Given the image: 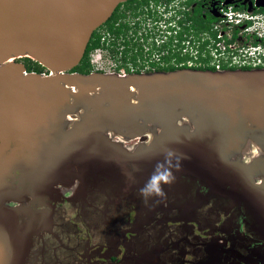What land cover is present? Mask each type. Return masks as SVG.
<instances>
[{"label": "water", "instance_id": "95a60500", "mask_svg": "<svg viewBox=\"0 0 264 264\" xmlns=\"http://www.w3.org/2000/svg\"><path fill=\"white\" fill-rule=\"evenodd\" d=\"M125 1L0 0V264H28L35 237L50 226L46 206L72 176L83 185V195L73 201L103 192L148 207L156 203L157 209L198 185L206 190L200 200L224 198L238 210L244 207L246 226L264 237V183L254 182L262 159L228 160L231 148L244 143L242 134L264 125V69L185 68L126 77L72 72L93 33ZM25 55L62 74L45 78L27 73L21 63L7 64ZM80 107L81 121L74 113ZM69 117L74 120L67 127ZM185 118L193 120L194 130ZM155 125L160 130L153 142L135 152L107 134L139 137ZM169 151L173 164L178 158L175 180L162 186V196L145 199L140 189ZM186 206L180 205L175 221H182ZM153 219L138 218L136 224ZM214 242L196 264H220L217 253L230 252ZM157 253L146 249L124 260L162 264Z\"/></svg>", "mask_w": 264, "mask_h": 264}, {"label": "flooded vegetation", "instance_id": "af4514ba", "mask_svg": "<svg viewBox=\"0 0 264 264\" xmlns=\"http://www.w3.org/2000/svg\"><path fill=\"white\" fill-rule=\"evenodd\" d=\"M219 1L127 0L116 8L101 28L106 27L118 43L127 47L136 44L135 38L156 39L155 36L163 32L162 25L178 24L180 39L198 38L204 26L215 21L214 8ZM229 1L242 8L259 6L264 11V0ZM97 31L92 38L95 39ZM235 42L251 43L252 35L236 39ZM149 45L152 50L148 56L144 57L146 54L139 51L140 54L137 52L133 54V59L130 58L139 66L134 74L186 68L176 67L172 63L178 55L168 42L160 46ZM154 56H158L159 60L151 62ZM137 58H142L144 63L150 61L152 67L145 69L142 63L138 64ZM13 60L7 64L13 63ZM262 68L264 66L258 67ZM188 69L212 70L198 67ZM231 69L254 68L233 66ZM53 74L44 76L51 77ZM262 183L260 181L258 184ZM186 191V194L184 190L178 197L171 196L169 203L165 202L159 209L156 203L148 207V204H138L129 197L109 196L103 192L97 197L90 196L86 202L73 201L61 194L46 206L51 212L52 219L48 218L50 226L41 237H35L27 258L28 264H133L132 259L126 262L124 256L134 257L138 251L155 248L162 264H196L207 255V243L215 241L220 246L219 240H224L220 247L230 251L217 253L219 260L222 258L220 264H264V237L251 226H246L244 219H250L244 207L238 210L224 198L206 197L200 200L206 190L198 185ZM185 202L186 213L181 215L182 221H175L182 212L180 205ZM210 204L213 205L210 207ZM72 210L77 212V216L71 219L70 224H65L64 215ZM150 217L154 219L136 224L138 218ZM188 219L190 221L186 222Z\"/></svg>", "mask_w": 264, "mask_h": 264}, {"label": "built area", "instance_id": "2783aa9c", "mask_svg": "<svg viewBox=\"0 0 264 264\" xmlns=\"http://www.w3.org/2000/svg\"><path fill=\"white\" fill-rule=\"evenodd\" d=\"M214 11L215 21L204 26L198 38L180 39L178 24H171L162 25L163 32L160 29L162 33L157 34L156 39L153 37L148 41L141 37L135 38L136 44L130 47L118 43L108 31L97 39L98 47L106 44L107 48L112 49L113 54L119 53L122 62L117 65L119 69L117 75L120 77L134 74L139 66L130 58L139 51L146 54L143 55L144 57L148 56L152 50L149 43H152V46H160L168 42L178 55L172 62L176 67L211 68L215 71H224L233 66H252L254 69L264 66V11L259 6H253L252 9L242 8L229 0H220ZM250 35H252L251 43L236 44V39ZM133 47L134 50H132ZM158 60V56H154L151 62ZM90 62L94 72L102 70L106 73V70L99 68L98 65L103 63V54L99 53V50L91 55ZM137 62L142 63L145 69L152 67L150 61L144 63L142 58H137Z\"/></svg>", "mask_w": 264, "mask_h": 264}, {"label": "rangeland", "instance_id": "374dc122", "mask_svg": "<svg viewBox=\"0 0 264 264\" xmlns=\"http://www.w3.org/2000/svg\"><path fill=\"white\" fill-rule=\"evenodd\" d=\"M105 32H108L106 27L100 28L96 33L95 39L104 36ZM96 50H99V53L103 54V63L101 62V64H98L99 68H104L106 70L105 72L108 74L115 73L114 75H117L119 70L117 65H119V62H122V59L120 58L119 53L117 55L113 54L112 49L107 48L106 44L101 45V47L93 49L89 52L88 62L91 72H94V69L90 62L91 55L96 54ZM13 61L15 63H21L25 65L27 68V73L36 72L37 70H39L38 72H41V74L50 75L52 73L51 70H48L42 65L39 66V62H37V60H35L29 55L16 57L14 58ZM97 72H102V70H98ZM74 113L77 116L75 117V119L81 121L82 115L85 113V110L83 107H80L79 109L75 110ZM184 120L186 122H190L191 124L188 125V128L190 130H194L193 120L189 118H185ZM72 125H73V121L66 123L67 127ZM257 127H259L260 129L259 130L253 129L251 133L248 134L246 133L247 135L242 134V139L240 140H243L244 143L241 144L240 148H233L232 150H230V152L228 153L229 155L228 160L239 161L246 164H252V162L256 158L262 159V162L258 165L259 172H257L256 175L254 176V182L260 183L261 181L264 183V140L263 142L260 140V136L264 135V125H259ZM159 130H160L159 126L155 125L144 130L139 137H133V138L112 131H108L107 134L112 141L119 144L127 152H135L140 149L147 148L153 142V140L155 139L154 136L157 135ZM257 149L261 153L254 154L253 152ZM69 180H70L69 184L58 185L56 187V192L62 194L65 198H72L75 196L83 195V185L80 179L77 176H72ZM14 205L16 204L10 203L8 206H14ZM212 205L213 204H210L209 206L211 207ZM69 212L70 213L64 215V219L67 221L65 222V224L67 223L70 224L69 222L71 221V219L77 216V212H75L74 210H72V212L71 211ZM218 243L220 244V246H222L224 240H219ZM225 244L224 246H226Z\"/></svg>", "mask_w": 264, "mask_h": 264}, {"label": "clouds", "instance_id": "9594fccd", "mask_svg": "<svg viewBox=\"0 0 264 264\" xmlns=\"http://www.w3.org/2000/svg\"><path fill=\"white\" fill-rule=\"evenodd\" d=\"M100 28H98L97 30H99ZM174 155L175 154L173 152L169 151L165 156L164 161L158 162L156 164L152 174L149 176L144 186L140 189V193L145 199L151 196H162L164 194L162 186L164 184H170L175 180L173 168H178L179 163L177 158L175 164H173Z\"/></svg>", "mask_w": 264, "mask_h": 264}, {"label": "trees", "instance_id": "16d2710c", "mask_svg": "<svg viewBox=\"0 0 264 264\" xmlns=\"http://www.w3.org/2000/svg\"><path fill=\"white\" fill-rule=\"evenodd\" d=\"M95 34H94V36H95ZM98 46H99V41L98 40H94V37H93L91 39L89 45H88V48H87V51L85 53V56H84L83 60L81 61L79 66H77L75 69L72 70V72H79V73H83V74L91 73L89 62H88V55H89V52L92 49H95ZM39 66H41V65L39 64ZM38 71L39 70H37L36 72H38ZM38 73H41V72H38Z\"/></svg>", "mask_w": 264, "mask_h": 264}, {"label": "bare ground", "instance_id": "6f19581e", "mask_svg": "<svg viewBox=\"0 0 264 264\" xmlns=\"http://www.w3.org/2000/svg\"><path fill=\"white\" fill-rule=\"evenodd\" d=\"M13 59V58H12ZM54 74V76H51V77H55V76H58V74H62V73H57V72H53ZM45 78H49V77H47V76H44ZM76 90H74V92H75ZM134 92H136L135 90H133ZM232 117H234V116H232ZM70 121L71 120H73V117L71 118V117H69L68 118ZM244 136V135H243ZM263 137H264V135H261L260 136V140L263 142ZM240 139H242V135L240 136ZM234 148H236V147H234ZM233 148H231V150H232ZM254 154H258V153H261L258 149L257 150H255L254 152H253Z\"/></svg>", "mask_w": 264, "mask_h": 264}]
</instances>
